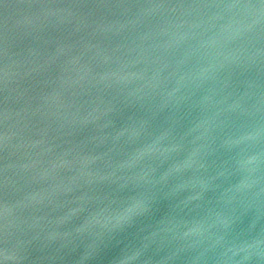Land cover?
I'll list each match as a JSON object with an SVG mask.
<instances>
[{
	"label": "water",
	"instance_id": "95a60500",
	"mask_svg": "<svg viewBox=\"0 0 264 264\" xmlns=\"http://www.w3.org/2000/svg\"><path fill=\"white\" fill-rule=\"evenodd\" d=\"M261 0H0V264H264Z\"/></svg>",
	"mask_w": 264,
	"mask_h": 264
},
{
	"label": "snow or ice",
	"instance_id": "6c2138e0",
	"mask_svg": "<svg viewBox=\"0 0 264 264\" xmlns=\"http://www.w3.org/2000/svg\"><path fill=\"white\" fill-rule=\"evenodd\" d=\"M260 4H261V9H264V0H261Z\"/></svg>",
	"mask_w": 264,
	"mask_h": 264
}]
</instances>
